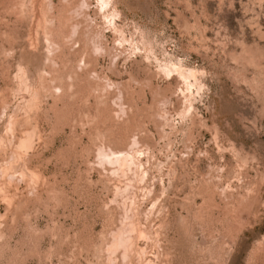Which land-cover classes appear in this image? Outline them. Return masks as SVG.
Listing matches in <instances>:
<instances>
[{"label":"rangeland","instance_id":"1","mask_svg":"<svg viewBox=\"0 0 264 264\" xmlns=\"http://www.w3.org/2000/svg\"><path fill=\"white\" fill-rule=\"evenodd\" d=\"M110 1L0 0V264H264V0Z\"/></svg>","mask_w":264,"mask_h":264},{"label":"bare ground","instance_id":"2","mask_svg":"<svg viewBox=\"0 0 264 264\" xmlns=\"http://www.w3.org/2000/svg\"><path fill=\"white\" fill-rule=\"evenodd\" d=\"M98 3H99V6H100V9L103 11L104 15H105V18L107 20H110V18H112V15L111 13L108 12L107 10V7H109V5L111 4V1L110 0H98ZM83 5V3H82ZM81 5V6H82ZM85 6V4L83 5ZM87 9V8H86ZM110 9V7H109ZM110 22V21H109ZM112 24V26L115 27V23H110ZM172 66V65H171ZM175 70V68H174ZM178 70V68H177ZM178 72V75L183 77L185 76L183 73L179 72V70L177 71ZM176 73V71H175ZM191 77L194 76L193 73H191L190 75ZM195 78V77H193ZM185 80V79H184ZM120 100V99H119ZM131 143H133V145H137L138 142H135V141H132ZM131 146V144H130ZM129 146V147H130ZM138 146V145H137ZM128 147V148H129ZM131 148V147H130ZM129 148V149H130ZM99 149V147H98ZM137 149V148H136ZM132 150V148H131ZM128 151V150H127ZM98 152V157L101 161V165L102 163H106V164H110L114 167H116V171L117 169L120 170V171H128L126 169H130L131 167H136L137 169L141 167V162H139V160H137V158H135L134 154V151L131 153L130 151L128 152H115V151H112V149H99ZM96 152V153H97ZM136 152V150H135ZM138 152V150H137ZM100 164V162H99ZM105 165V164H104ZM132 169V168H131ZM119 172V171H118ZM139 172V171H138ZM115 173V172H114ZM120 173V172H119ZM124 173V171H123ZM126 173V172H125ZM126 175V174H125ZM10 176V175H9ZM11 177V176H10ZM118 177V176H116ZM131 182V181H130ZM7 183V182H6ZM128 185V184H127ZM130 185V184H129ZM131 186V185H130ZM118 188V187H117ZM130 188V187H129ZM116 191V190H115ZM122 191V190H120ZM151 191V190H150ZM119 192V191H118ZM123 192V191H122ZM124 193V192H123ZM126 193V192H125ZM3 194V193H2ZM119 194V193H118ZM117 194V195H118ZM123 195V194H122ZM3 197V196H2ZM121 197V196H120ZM5 199V197H4ZM6 200V199H5ZM124 200V199H123ZM125 201V200H124ZM129 201V200H128ZM125 203V202H124ZM128 203V202H127ZM132 205V204H131ZM124 210V209H123ZM130 210V209H129ZM130 217L126 216L125 215V218L123 219L122 222H119V223H122L120 224V228L115 232L113 233V240H112V243L110 244V253H114L113 251L114 250H117L116 248H121L122 251H121V254H122V257L125 258L126 257V250L128 249L129 250V247L131 246L130 244V241L133 239V237L135 236V234H137L139 237L142 236L143 234H141L142 232L140 231H137L135 229V226L133 225V223L130 221ZM138 233H137V232ZM113 232V231H112ZM111 233V232H110ZM144 233V232H143ZM112 234V233H111ZM110 234V235H111ZM145 234V233H144ZM144 236V235H143ZM111 241V240H110ZM108 251V250H107ZM107 253V252H106ZM109 254V253H107ZM120 254V255H121ZM110 255V254H109ZM119 255V256H120ZM113 256V255H112ZM109 260V259H108ZM113 260V259H112ZM115 260V259H114Z\"/></svg>","mask_w":264,"mask_h":264}]
</instances>
